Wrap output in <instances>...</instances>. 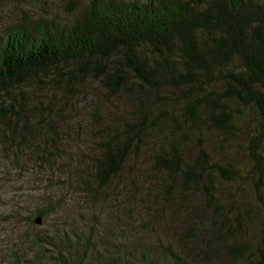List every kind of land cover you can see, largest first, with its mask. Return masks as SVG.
Listing matches in <instances>:
<instances>
[{
    "label": "rangeland",
    "instance_id": "rangeland-1",
    "mask_svg": "<svg viewBox=\"0 0 264 264\" xmlns=\"http://www.w3.org/2000/svg\"><path fill=\"white\" fill-rule=\"evenodd\" d=\"M85 5L0 0V36L60 26ZM46 75L6 87L23 111L18 132L0 126V264H59L56 242L67 235L60 250L66 264H229L234 245L244 246L242 264H264V136L252 110L230 104L240 121L221 134L207 124L186 126L178 90L168 92L172 102L158 96L150 132H142L120 172L95 187L99 134L129 123V106L90 77L77 84ZM168 145L186 164L201 149L226 172L207 167L208 175L184 186L180 170L168 176L153 163ZM207 183L218 208L206 199ZM36 210L52 212L34 225ZM33 237L49 243L42 254Z\"/></svg>",
    "mask_w": 264,
    "mask_h": 264
},
{
    "label": "trees",
    "instance_id": "trees-1",
    "mask_svg": "<svg viewBox=\"0 0 264 264\" xmlns=\"http://www.w3.org/2000/svg\"><path fill=\"white\" fill-rule=\"evenodd\" d=\"M50 71L77 84L90 77L129 106V123L117 133L99 134L102 145L91 175L95 187L120 172L142 132H150L151 110H159L157 97L166 100L168 92L179 91L177 106L187 127L207 124L227 133L240 121L230 108L235 103L253 111L257 134L264 136V0H86L60 26L11 29L0 36V126L18 132L23 111L6 87L31 75L48 78ZM167 149L153 163L168 176L180 170L184 186L208 175L207 167L226 172L201 149L192 164L184 163L176 148ZM210 185L203 188L212 204ZM51 212L36 210L33 217L44 219ZM67 236L56 242L59 264H66L60 250L69 242ZM42 240L30 239L38 254L49 245ZM243 248L234 245L229 264H242Z\"/></svg>",
    "mask_w": 264,
    "mask_h": 264
},
{
    "label": "water",
    "instance_id": "water-1",
    "mask_svg": "<svg viewBox=\"0 0 264 264\" xmlns=\"http://www.w3.org/2000/svg\"><path fill=\"white\" fill-rule=\"evenodd\" d=\"M40 220H41L40 218L36 217V218H34L33 223L35 225H38L40 223Z\"/></svg>",
    "mask_w": 264,
    "mask_h": 264
}]
</instances>
